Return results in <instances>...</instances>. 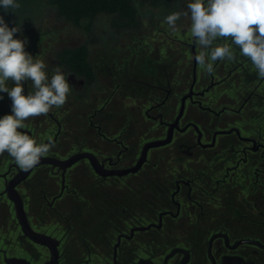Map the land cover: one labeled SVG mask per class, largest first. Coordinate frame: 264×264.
<instances>
[{
    "label": "flooded vegetation",
    "instance_id": "obj_1",
    "mask_svg": "<svg viewBox=\"0 0 264 264\" xmlns=\"http://www.w3.org/2000/svg\"><path fill=\"white\" fill-rule=\"evenodd\" d=\"M218 41L231 43L223 38ZM232 47L236 62H215L212 75L195 61L201 50L195 38L192 43L181 42L171 49L160 50L154 59L149 57L147 47L136 46L129 49L127 57L119 54L118 58L104 59L99 64V74L88 47L92 80L58 59L64 66V74L71 70L67 80L73 90L66 103L61 108L53 107L47 116L29 118L25 123L33 126L19 130L29 131L30 134L26 133L37 143L51 140L55 147L47 156L67 159L74 153L88 151L96 155L105 170L129 168L137 162L147 142L167 137L183 97L190 94L170 142L150 148L136 172L101 175L88 158L79 160L65 172L51 164L39 165L32 171L49 166L51 177L59 178L58 191L49 196L41 189L37 197L43 206L56 210L57 202L71 190L72 173L82 180L88 173L96 175L104 190L106 186L128 182L151 165L159 164L163 169L158 173L172 204L165 205L152 217L128 213L112 231L105 252L61 250L63 235V239L59 238V264L63 259L66 264H92L94 256L105 257L101 264H264V247L245 241L236 245L249 238L264 244V231L249 236L239 228L215 225L204 206L211 205L217 193H247V184L255 183L264 170V79L257 77L250 59L241 56L235 45ZM32 50L31 54L36 55L37 49ZM188 53L193 57L189 58ZM46 73L50 78L54 69L48 68ZM71 94L84 109L74 112L71 122L65 118L67 123L63 125L56 113L64 115L68 111L73 104L69 101ZM88 95L96 97L94 103H84ZM0 96L2 117L12 114V100L7 93ZM127 99L131 100L130 105ZM46 121L55 122L57 130L53 138L42 140L39 137L47 130V125L42 127ZM4 155L12 160L7 172L0 173L6 188L20 168L11 156ZM29 177L18 185V190ZM37 179L38 187L44 184ZM0 195H7L5 189ZM96 212L87 210L86 215L94 217ZM27 214L32 227L41 231L34 227L28 211ZM22 236L31 240L23 231ZM75 256H79L76 261Z\"/></svg>",
    "mask_w": 264,
    "mask_h": 264
},
{
    "label": "trees",
    "instance_id": "obj_2",
    "mask_svg": "<svg viewBox=\"0 0 264 264\" xmlns=\"http://www.w3.org/2000/svg\"><path fill=\"white\" fill-rule=\"evenodd\" d=\"M40 0H18L21 5L15 14L3 9L2 16L7 23L16 24L14 17H23L29 12L32 5ZM59 9L62 16L75 24L84 19L93 20L104 12L114 13L118 20L125 21L126 25L137 22V3L146 6L162 7L173 0H46ZM11 11V10H10ZM24 14V15H23ZM86 31L91 34V23L85 25ZM89 48L87 44L75 48L66 47L59 53L61 64L71 70L84 74L92 80V71L89 64ZM40 170L45 174L47 182L39 190L52 196L58 191L57 179L51 177L50 167L42 166ZM162 167L151 165L143 169L142 174L132 176L128 182H120L102 189L99 178L93 174H86L85 179H79L72 173L71 190L57 202V209L44 205V213L63 226V250H78L92 253L105 252L111 243V233L120 220L127 214L137 213L139 216L152 217L165 205L172 204L169 194L161 182ZM159 172V173H158ZM45 179V180H46ZM247 193H217L211 205H204L209 217L215 225L226 226L245 235H260L264 231V170L259 179L247 184ZM42 196V194H41ZM93 205V206H85ZM97 211V216L86 215V211ZM126 211V213L124 212ZM228 223V224H227ZM99 250V251H98ZM67 255V254H66ZM79 259L75 256L74 260Z\"/></svg>",
    "mask_w": 264,
    "mask_h": 264
},
{
    "label": "rangeland",
    "instance_id": "obj_3",
    "mask_svg": "<svg viewBox=\"0 0 264 264\" xmlns=\"http://www.w3.org/2000/svg\"><path fill=\"white\" fill-rule=\"evenodd\" d=\"M190 2L192 0H173L162 7L137 3V22L128 26L125 21L118 20L116 15L110 12L101 13L93 20L84 19L80 24H75L62 16L57 6L46 0H40L32 5L31 10L25 13L24 18L11 16L17 22L16 24H14L15 22H5L10 28L21 27L22 34L17 33L14 38L24 39L27 37L28 44L25 50L31 54L32 49H37V54L33 55L32 53L31 55L34 58L38 56V59L43 60L47 66V71L48 68L55 70L56 67H60L63 71L64 66L58 63V59L60 51L64 48H75L87 44L91 52V62L96 73L99 74L101 73L99 64L104 59L118 58L119 54L127 57L129 49H134L136 46L143 45L147 47L149 57L154 59L160 50L171 49L181 42L192 43L194 37L191 35L189 17H181L177 21L175 31L165 22V18L173 12L186 11V6ZM2 15V11H0V16ZM88 23H91L92 26L91 34L85 28ZM187 56L189 58L193 57L191 53H188ZM69 73H71V70L65 73L66 79ZM24 85V90H26V83ZM72 88L73 85L70 84V91L73 90ZM27 90H32L30 83L27 84ZM92 90H95V88H92ZM71 95L69 101H72L73 104L69 106L68 111H65L64 115L60 112L56 113L58 120L62 121L63 125L67 123L65 118H69L71 122L75 118H73L74 112L79 113L84 109L81 108L80 102L73 98V94ZM88 97L84 99V103L95 102L96 97L90 98L89 95ZM126 102L129 105L132 103L129 99ZM89 106H86L87 109ZM2 115L0 114V118H2ZM43 123L42 127L47 125V130L46 132L43 131L39 138H42V140L53 138L55 130H57V124L47 121ZM30 125L33 126V124ZM30 125L27 124L29 127ZM11 164L12 160L7 159L4 154L0 155V173L7 172ZM10 176L11 174H9ZM36 178L40 179V182H47L45 174L40 170H35L29 179L19 186V190L24 197L25 208L30 214V220L35 228L58 239H63V226L56 220L49 218L42 210L44 206L42 201L37 198L40 190L39 184L35 181ZM59 187L60 182L58 183ZM4 189L5 179L0 178V192ZM5 256L26 257L33 264H42L49 259L50 252L49 248L35 244L22 236L13 202L8 199L7 195H0V264H5ZM104 260L105 257L94 256L91 258V263L101 264ZM61 264H66V260L63 259Z\"/></svg>",
    "mask_w": 264,
    "mask_h": 264
},
{
    "label": "clouds",
    "instance_id": "obj_4",
    "mask_svg": "<svg viewBox=\"0 0 264 264\" xmlns=\"http://www.w3.org/2000/svg\"><path fill=\"white\" fill-rule=\"evenodd\" d=\"M20 7L18 0H0L5 13L15 14ZM186 7V11L168 15L165 22L175 31L181 17L190 18L191 35L201 49L194 58L207 74H214L217 61L236 62L235 45L241 56L250 59L257 77L264 79V0H192ZM17 33L22 34L21 27L10 28L0 16V93H7L12 100V114L0 118V155L7 153L20 169L28 171L55 144L51 140L37 143L19 130L27 126L29 118L47 116L53 107L61 108L70 84L60 67L49 78L45 62L25 50L28 39L14 38ZM29 81L32 90L25 95L24 83Z\"/></svg>",
    "mask_w": 264,
    "mask_h": 264
},
{
    "label": "water",
    "instance_id": "obj_5",
    "mask_svg": "<svg viewBox=\"0 0 264 264\" xmlns=\"http://www.w3.org/2000/svg\"><path fill=\"white\" fill-rule=\"evenodd\" d=\"M26 89H27V83H26ZM190 96V94L185 95L182 99V105L180 108V112L175 120L174 123L170 125V130L165 139H156L153 141L147 142L143 150L141 152V155L137 162L129 167V168H124V169H115V170H105L102 164L98 161L96 155H94L92 152L88 151H82V152H77L72 154L70 157L67 159H60L58 157L54 156H45L41 158L40 163L37 165H42V164H51L53 166H57L61 168L64 172L67 170L68 167L72 166L76 162H78L81 159L88 158L91 165L93 166L94 170L101 175H110V174H117V175H125L128 174L129 172H136L138 171L142 164L145 162L148 150L152 147H157L164 145L172 139V133H173V128L177 126V123L180 119V117L183 114L184 108H185V103L187 97ZM25 132L29 133V131L24 130ZM36 166V167H37ZM34 167L33 169H30L28 171H24L22 169H19L18 172L6 183V188L5 192L7 193L9 199L14 203V209L16 213V217L18 219V222L21 226V229L23 233L29 237L32 241L47 246L50 250V258L45 261L43 264H59V259H60V252H59V245H60V240L48 233L38 231L34 229L29 221L27 211L25 209V204L23 197L18 190V185L27 179L32 171L36 168ZM147 227H139V229H144ZM251 242V243H257L264 247V244L260 243L258 240H253V239H242L236 243V245L240 242ZM5 264H33L29 259L25 257H19V256H8L5 258Z\"/></svg>",
    "mask_w": 264,
    "mask_h": 264
}]
</instances>
